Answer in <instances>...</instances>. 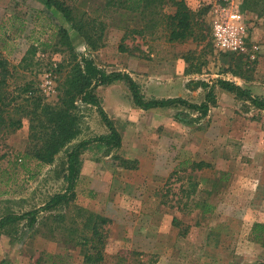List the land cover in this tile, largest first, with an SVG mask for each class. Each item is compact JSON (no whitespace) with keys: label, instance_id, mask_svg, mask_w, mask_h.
I'll list each match as a JSON object with an SVG mask.
<instances>
[{"label":"rangeland","instance_id":"rangeland-1","mask_svg":"<svg viewBox=\"0 0 264 264\" xmlns=\"http://www.w3.org/2000/svg\"><path fill=\"white\" fill-rule=\"evenodd\" d=\"M43 1L0 0V47L14 71L8 89L28 80L43 102L56 104L59 82L72 64L58 39L57 26H64L77 59L88 56L106 71L129 72L145 97L200 102L204 81L213 86L215 103L205 114L184 105L143 109L124 80L97 85L101 105L121 132L120 146L107 149L93 141L82 151L69 207L40 212L32 226L22 220L0 228V260L44 264L46 254L58 253L67 264H88L81 246L68 239L85 218L78 206L110 220L98 264H256L264 257V243L253 234L254 222L264 223V110L215 82L233 80L264 99V0L252 1L254 6L251 0H184L198 11L194 25L203 37L183 41L167 39L163 14L176 10L171 0L139 2L129 10L109 0H66L76 20L103 26L96 47ZM228 2L257 44L253 56L213 46L215 8ZM75 111L82 132L68 146L108 132L94 105L78 102ZM22 119L15 130L0 125V190H8L0 194V216L38 207L67 186V147L51 162L38 163L34 177L14 161L30 133L29 119ZM121 157L136 159V167L121 166ZM199 160L208 165L195 167ZM203 202L211 210L196 206ZM60 211L64 219L51 216Z\"/></svg>","mask_w":264,"mask_h":264},{"label":"trees","instance_id":"trees-1","mask_svg":"<svg viewBox=\"0 0 264 264\" xmlns=\"http://www.w3.org/2000/svg\"><path fill=\"white\" fill-rule=\"evenodd\" d=\"M176 5L173 13H164L165 26L168 29L167 39L171 41H183L187 38L200 39L202 34H197L195 30V17L197 12L190 8L184 0H171ZM247 3L249 0H245ZM257 1V0H251ZM44 5L55 7L61 11L64 16L71 21V26L81 34L85 41L96 47V43L100 41L102 35V25L99 29L94 27L95 19L89 20V23L83 19L76 20L72 7L66 3V0H44ZM108 2V1H107ZM139 2L147 5L151 0H109L108 3L123 7L126 10L136 9ZM253 4V2H252ZM251 4H248V6ZM254 6V4H253ZM93 21V23H91ZM58 27V39L60 43L67 49L69 53V62L72 63L64 80L59 82L58 100L56 104L51 105L43 102L41 94L37 93V89L33 88L32 82L24 80L22 84H18L16 88L8 89V80L14 77V71L11 62L2 53L0 47V125L7 129H17L23 126V119L27 117L30 121V133L27 139V145L23 151H17L14 155V161H19V165L28 173L29 177H34L38 170V163H49L53 160L54 155L61 148L67 147L65 158L64 179L67 186L63 191L52 194L43 204L38 207L26 210L21 214L15 212H6L0 216V228L15 221H26L27 226H32L38 219V214L44 210L54 209L59 205L69 207L68 203L75 197L76 183L79 177L80 155L84 149L93 141L97 145H104L107 149L118 147L121 144V132L116 126L112 117H110L103 106L98 95L95 92L97 85L110 84L114 81L124 80L131 93L133 103L140 108L149 109L154 107H170L175 105H184L191 110H197L201 114H205L211 104L215 103V95L213 86L208 82L200 81L201 85L207 87L203 99L200 102L192 103L188 99L181 96L168 97H145L138 83L135 82L133 76L126 71L112 70L106 71L99 66L95 60L88 56H81L77 59V53L70 41L67 29L64 26ZM93 33L96 36L93 37ZM3 47V46H2ZM23 61V59H22ZM59 68L64 65L59 63ZM221 88L234 93L238 98L247 100L250 104L264 110V99L258 95L252 94L246 87L233 82V80L218 78L215 82ZM16 90V92H15ZM84 102L94 105L102 117L104 123L108 127V132L98 134L96 136L82 138L78 142H74L70 146L69 143L77 138L82 129L80 128V120L77 116V104ZM117 157V156H114ZM34 160V169H30V161ZM119 163L123 167L134 169L137 164L136 159L119 158ZM208 165L202 160L194 163L195 167H203ZM3 170V169H1ZM8 190H0L5 193ZM201 211L207 212L211 210L212 204L209 202L197 203ZM79 213L85 212V218L80 223L75 234L69 235V240L82 248L83 263L98 264L104 260L105 243L107 241V231L104 227L105 223H109L108 217L79 208ZM53 217L60 219L65 218V212H57ZM80 230L81 232L79 233ZM253 234L256 238L264 243V223L254 222ZM42 259V258H41ZM40 259V260H41ZM38 260V262H40ZM0 264H13L7 258H2ZM44 264H67V262L58 253L56 255L46 254ZM256 264H264V257L257 261Z\"/></svg>","mask_w":264,"mask_h":264},{"label":"built area","instance_id":"built-area-1","mask_svg":"<svg viewBox=\"0 0 264 264\" xmlns=\"http://www.w3.org/2000/svg\"><path fill=\"white\" fill-rule=\"evenodd\" d=\"M246 24L234 3L228 2L216 7L211 24V40L215 50L253 56L257 44L249 39Z\"/></svg>","mask_w":264,"mask_h":264},{"label":"crops","instance_id":"crops-1","mask_svg":"<svg viewBox=\"0 0 264 264\" xmlns=\"http://www.w3.org/2000/svg\"><path fill=\"white\" fill-rule=\"evenodd\" d=\"M134 78V77H133ZM135 80V79H134Z\"/></svg>","mask_w":264,"mask_h":264}]
</instances>
